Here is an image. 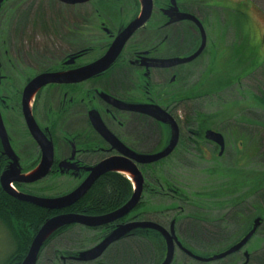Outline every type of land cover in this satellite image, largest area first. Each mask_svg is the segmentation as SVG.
<instances>
[{"label": "flooded vegetation", "instance_id": "flooded-vegetation-1", "mask_svg": "<svg viewBox=\"0 0 264 264\" xmlns=\"http://www.w3.org/2000/svg\"><path fill=\"white\" fill-rule=\"evenodd\" d=\"M50 1L46 5L41 0H2L0 5V188L3 176L12 173L10 188L19 194L63 198L112 158H118L123 167L135 166L144 182L140 204L134 210L98 226L86 222L58 229L44 243L37 264H165L171 248L170 264H264V244L259 238L264 224L263 174L251 172L258 179L252 187L246 183L239 186L234 180V160L228 163L229 128L215 127L204 114L201 100L215 94L207 93L206 85L197 78L200 61L209 53L211 33H216L212 26L233 28V13L241 8L248 16L257 9L261 14L260 5L245 0L236 5L233 0H174V6L173 0H152L150 18L131 35L117 57L95 69L111 56L109 51L121 34L140 19L143 0ZM249 23L252 34L248 40L256 37L261 43L264 34L259 35ZM201 48L193 61L180 62L191 59ZM261 49L258 46V54ZM38 80L43 83L31 93ZM191 101H195V110L186 116L185 103ZM164 114L177 127L176 146L168 157L139 165L133 154L159 155L170 146L173 127L163 120ZM208 132L223 140L208 139ZM229 133L234 137L233 131ZM240 142L235 154L245 157L242 175L247 182L249 168L256 165L251 155L259 149H250L248 137ZM44 152L50 157L44 159ZM177 155L184 157L183 166L200 173L201 188L195 201L191 203L190 197L181 194L180 206L187 210L174 204L147 207L143 203L146 196L158 200L169 199L170 191L173 198L178 195L168 181L154 175ZM49 163V173L42 180H18ZM114 173L131 185L128 201L115 210L77 208L94 185L81 200L62 210L26 204L48 211L46 221L62 216H109L125 206L135 191V182L121 172ZM251 199L257 206L249 213ZM33 215L41 219L37 212ZM257 220L261 223L251 240L223 256L251 233ZM143 223L174 235L172 245L156 230L136 228L96 259L82 260L118 228ZM254 239L259 245L250 251ZM21 263L15 260L13 264Z\"/></svg>", "mask_w": 264, "mask_h": 264}, {"label": "rangeland", "instance_id": "rangeland-1", "mask_svg": "<svg viewBox=\"0 0 264 264\" xmlns=\"http://www.w3.org/2000/svg\"><path fill=\"white\" fill-rule=\"evenodd\" d=\"M41 1L45 2L46 5L51 4L50 0ZM233 1L236 5L238 1L242 0ZM245 1H251L256 6L260 5L264 10V0ZM249 2L248 10L251 9V2ZM259 13L258 9L257 11H250L249 17L247 13H242L240 8L233 13V28L226 29L223 26L225 24L212 26V31L216 32L218 37L216 33H211L209 53L200 61V72L199 77H197L202 84L206 85L203 89H207V93L215 94V96L201 100L204 114L209 115L208 117L211 118V123L215 127L229 128L228 134L226 133L229 148L228 163L231 164L234 160L231 174L234 180L240 183L239 186L246 183L251 187L258 180L251 172L256 171L254 174L260 172V175L263 174L264 177V105L259 102V100L264 101V40L262 39L261 43L256 37L248 40V36L250 33L252 34L251 29L248 28V21H250L249 25L253 26L259 35L264 34V11L261 10V14ZM218 17L220 16L218 15ZM221 32H223V36L220 37ZM245 40H248L250 44ZM258 46L262 47L261 54H258ZM241 51H244L245 54H237ZM194 110L195 101L185 103L186 116L192 115ZM230 131L234 132V137L229 133ZM246 137L250 141V149L251 147L259 149V153L255 150V153L251 155V159H254L256 165L249 168L251 178L247 182L242 175L244 168H246L245 157L235 154L236 146L240 148L243 143L240 140ZM183 160L184 157L181 155L172 157L165 166L157 168L154 172L156 177L168 181L169 187L177 191L178 195L175 194L176 196L173 198L174 193L170 191L169 199L158 200H150L146 196L143 201L144 205L147 207L152 204L154 206L159 204L169 207L173 204L180 206L183 202L179 199L181 194L190 197L191 203L195 201L194 196L201 188L200 173L183 166L186 163ZM204 184L202 183V186ZM247 206L248 212L252 213V207L257 206L255 199H251ZM180 207L187 210L186 206ZM188 211H192V209L188 207ZM170 213L173 214V212ZM262 218L264 219V216ZM259 238L260 242L264 244V224ZM258 245L259 240L254 239L248 248L253 251L258 248ZM13 247L9 233L5 226L0 223V264H4L7 257L12 253ZM261 255L264 259V251Z\"/></svg>", "mask_w": 264, "mask_h": 264}, {"label": "water", "instance_id": "water-1", "mask_svg": "<svg viewBox=\"0 0 264 264\" xmlns=\"http://www.w3.org/2000/svg\"><path fill=\"white\" fill-rule=\"evenodd\" d=\"M61 2L68 3V4H82L86 3L90 0H60ZM2 3V0H0V5ZM175 6L174 0L171 2ZM143 13L140 19L135 21L133 24H131L122 34L121 36L116 40V42L113 44L112 48L109 51L108 55L104 60L101 61L99 66H96L95 69L103 68L105 64H108L110 60H113L114 57H117V55L120 53V51L123 49L125 43L128 41V39L131 37V35L138 29L140 28L151 16L152 13V0H143ZM204 48V44H203ZM203 48L199 50L197 54H195L191 59L188 60H182L180 62L182 63H189L193 61L195 58H197L201 53ZM113 54V55H112ZM113 56V57H112ZM112 57V59H110ZM110 59V60H109ZM42 79V78H41ZM38 83V84H37ZM40 81L38 80L32 85V91L31 93L38 88ZM43 83V82H41ZM40 83V84H41ZM37 86V87H36ZM138 112H146L140 109H137ZM154 114V113H153ZM165 115V119H163L166 123H169L172 125L173 129V136L172 140L170 143V146L161 154L159 155H150V156H142V155H136L133 154V159L136 160V162L139 165H149V164H154L166 157H168L174 150L177 142V127L173 120ZM106 135L108 136V132H106ZM111 139H114L112 136H108ZM207 138L216 142L222 141V137L219 134H216L214 132H208ZM46 157H50V154L46 155L44 152V159ZM45 168V169H44ZM49 168H50V163L46 165V167H42L41 170L39 169L38 171L32 173L29 177L25 178H19L18 180L20 182H35L42 180L45 178L48 173H49ZM114 172H128L131 173L134 176V182H135V191L133 193V196L129 200V202L123 206L121 209L117 210L116 212L110 214L109 216L103 217V218H98V219H88L85 217H79V216H62L58 218H53L50 220H47L43 226L40 228L38 231L36 237L32 241V244L29 248V251L27 253V256L25 257L24 261L21 264H37V260L39 257V254L41 252V249L44 245V243L47 241V239L58 229L64 227V226H69L72 224H82L85 225L88 224L89 226H98L103 222H109V221H114L119 218H123L126 216L129 212L134 210L141 201L142 197V192H143V176L141 172L135 167L132 166L130 169L129 167H123L120 165V160L118 158H112L110 160H107L103 163H101L99 166H97L91 173L90 176L87 178V180L83 183V185L78 188L75 192L71 193L68 196H65L63 198H57V199H41V198H35V197H30L26 195L19 194L15 191H13L10 188V184L12 183V180L10 179L9 175H12V173H8L3 176L1 179V187L3 191L10 197L22 202V203H29L32 204L36 207H39L41 209H45L48 211H55V210H62L65 208H68L75 203H77L79 200H81L91 189V187L94 185V183L103 175L108 174V173H114ZM261 221L257 220L255 222L254 229L251 231L249 235L246 236V238L235 248H233L229 253L223 255L226 256L228 254H232L240 250L243 246H245L251 238L254 236L255 232L257 231L258 227L260 226ZM136 228H143V229H153L166 237L168 243L172 245L174 235L170 236L167 232L162 230L157 225L154 224H149V223H143V224H131V225H125L120 228H118L116 231H114L101 245H99L96 249L88 252L86 255L90 254L86 257H82V260H94L96 259L100 254L104 252L108 248L109 245L112 243L124 238L128 233H130L133 229ZM172 248L169 249V255L167 258V261L165 264H170L172 260ZM85 256V253H83ZM221 258V257H219ZM213 260V259H212Z\"/></svg>", "mask_w": 264, "mask_h": 264}, {"label": "trees", "instance_id": "trees-1", "mask_svg": "<svg viewBox=\"0 0 264 264\" xmlns=\"http://www.w3.org/2000/svg\"><path fill=\"white\" fill-rule=\"evenodd\" d=\"M259 102L264 105V101ZM130 191L131 185L124 177L115 173L105 174L95 182L91 192L85 197V203H81L77 208L85 205L89 210L109 212L124 205L128 201ZM35 212L40 214L41 219H38V215L32 216ZM47 212L8 196L0 188V223L8 230L14 246L4 264H13L15 260L19 263L23 261L33 236L46 221Z\"/></svg>", "mask_w": 264, "mask_h": 264}, {"label": "bare ground", "instance_id": "bare-ground-1", "mask_svg": "<svg viewBox=\"0 0 264 264\" xmlns=\"http://www.w3.org/2000/svg\"><path fill=\"white\" fill-rule=\"evenodd\" d=\"M122 175L127 176L134 183V176L128 172H121Z\"/></svg>", "mask_w": 264, "mask_h": 264}]
</instances>
